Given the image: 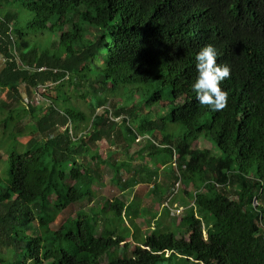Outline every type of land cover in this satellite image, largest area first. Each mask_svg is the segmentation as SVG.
I'll return each mask as SVG.
<instances>
[{
    "label": "trees",
    "instance_id": "16d2710c",
    "mask_svg": "<svg viewBox=\"0 0 264 264\" xmlns=\"http://www.w3.org/2000/svg\"><path fill=\"white\" fill-rule=\"evenodd\" d=\"M54 26L57 39L41 50L31 44L29 30ZM209 44L230 68L220 111L201 106L191 89L195 54ZM0 54V264H100L127 246V237L105 226L97 232L106 209L109 220L126 215L127 197L99 214H59L92 194L103 165L119 181L131 157L117 155L140 135L138 156L164 154L171 162L176 155L179 171L169 172L164 198L180 182L186 231L175 237L154 229L133 241L129 256L105 264H159L172 255L178 264H264V0H0ZM120 85L145 88L148 104L167 94L168 119L183 133L148 135L158 125L150 110L118 107L116 95L105 96ZM37 86L47 105L31 111L21 103ZM229 105L236 113L230 125ZM199 138L210 148L193 145ZM103 140L124 151L102 158L91 146Z\"/></svg>",
    "mask_w": 264,
    "mask_h": 264
},
{
    "label": "rangeland",
    "instance_id": "374dc122",
    "mask_svg": "<svg viewBox=\"0 0 264 264\" xmlns=\"http://www.w3.org/2000/svg\"><path fill=\"white\" fill-rule=\"evenodd\" d=\"M19 15L24 19L31 18V15L24 9L19 11ZM27 37L29 38L32 45L34 44L41 50L49 45L52 40L58 38V30L55 26L49 29L38 31L29 30L27 33ZM71 88L73 89V93L78 92V89H74L73 85L71 86ZM42 90V87L39 86L36 87L35 91L30 90V96L26 97L25 101L21 104L25 105V107L29 110H35L36 108L42 109V107L47 105L45 96L40 94ZM145 90V88L132 90L129 86L120 85L115 91H113V93H110V91H104V94L105 96L116 95L118 98L115 97L114 99L116 100L115 103L118 107L122 106V102L124 101L125 104H130V106L134 105L135 107L142 109V111L150 110V115L148 116V118L152 119L153 121H157L158 125L156 127V130H149L148 135L152 136L157 134V136H159L169 134L172 138H178L183 133V127L181 124L170 122L168 119V103L170 97L165 94L160 101L153 102V104H148L144 102V99L147 98V95H145ZM23 96L25 97V94H23ZM71 102L76 107L81 105V109L84 111L88 110L86 108L87 106L81 104L78 99H72ZM105 107H108V105H106ZM123 116L125 115L121 113V116H119L118 118L114 117V119L120 122ZM235 117L236 113L234 112L232 105H229V125ZM82 126L83 123L80 124V127ZM132 127L135 128V125ZM145 137L146 136L143 137L140 135L138 139L132 143L125 155H117L119 161H127L128 158L131 157V160H129L131 161V165H124V171L120 170L118 177L119 181L114 182L113 178H111V176L113 175L111 166H109L108 164L103 165V167H101L100 179L92 187V194L71 203L59 214L62 218H73L79 211L88 212L91 208L93 209V211L99 214L100 209H103L105 206H107L108 203L114 198H118L122 201H126L125 198H128L127 203L130 206L126 210V215H123L122 218H111L110 220L106 219L105 217H103V215L104 213H107V215L109 214V211L107 209L104 213H102V215L99 214L97 217V232H99L100 229H104L106 227L107 229L113 230L115 232L114 234L118 233L128 238L126 240L127 246H123L124 244L121 243L120 246L116 249H113L104 254L99 259L100 264H105L112 258L122 257L124 255L129 256L131 254L133 241L136 239L140 240L142 237L149 234L154 229L157 230L155 231L156 233L170 231L174 234L175 237H179L181 233L184 234L186 231L185 227L181 224L184 211L183 208L180 209V207L182 206L180 203V198L184 196L183 186L180 184V182L177 181L173 189V194L169 193V195L164 198L166 195V185L170 182V179L168 177L169 172L172 170L175 172L179 171L175 167L174 159L176 158V155L173 156L171 162L167 161L168 156L164 154H161V156L154 159L148 158L146 154L144 155L147 158H145L144 156H138L139 154H137V151L140 148L139 146L144 143ZM27 138L28 137H19V140L21 142H25ZM111 141L113 142V145H116V141ZM208 141L209 140L205 138H199L198 141L193 145H196L199 149H207L211 146L210 141ZM109 143L110 142L103 140L96 143L94 146L92 145L91 148L93 149V147H96L102 158H105V154L109 152V150L124 151L122 148L118 147V145L122 144L113 146ZM3 159L0 160V169L3 167ZM130 167L132 169H130ZM125 171H128V173ZM154 171H156L157 175L152 176V173ZM133 177L134 180H132ZM149 179L151 180L150 182H148ZM127 180L128 183H132L133 181L137 183L133 182L132 185L127 186L128 184H125V186H122V183L126 182ZM154 180L155 183L158 184V188L157 190L152 191V183L154 182ZM71 181L72 180H70V183ZM186 191L192 193L191 186ZM187 200L188 203H191L192 201L189 196ZM255 201L256 199L254 198V205L257 204ZM134 228H137V230H135ZM67 249L70 251L69 248ZM178 262L179 258L176 255H172L170 256V258L165 259L159 264H178Z\"/></svg>",
    "mask_w": 264,
    "mask_h": 264
},
{
    "label": "clouds",
    "instance_id": "9594fccd",
    "mask_svg": "<svg viewBox=\"0 0 264 264\" xmlns=\"http://www.w3.org/2000/svg\"><path fill=\"white\" fill-rule=\"evenodd\" d=\"M217 58L214 46H203L195 54L196 77L191 84L197 102L212 111L224 109L228 102V93L221 88V83L229 77L230 68L217 63Z\"/></svg>",
    "mask_w": 264,
    "mask_h": 264
},
{
    "label": "crops",
    "instance_id": "0c3cea01",
    "mask_svg": "<svg viewBox=\"0 0 264 264\" xmlns=\"http://www.w3.org/2000/svg\"><path fill=\"white\" fill-rule=\"evenodd\" d=\"M19 61V60H18ZM3 65H4V60H3V57L1 56V54H0V69L3 67ZM182 207H180V209H181Z\"/></svg>",
    "mask_w": 264,
    "mask_h": 264
},
{
    "label": "built area",
    "instance_id": "2783aa9c",
    "mask_svg": "<svg viewBox=\"0 0 264 264\" xmlns=\"http://www.w3.org/2000/svg\"><path fill=\"white\" fill-rule=\"evenodd\" d=\"M18 60V59H17Z\"/></svg>",
    "mask_w": 264,
    "mask_h": 264
}]
</instances>
